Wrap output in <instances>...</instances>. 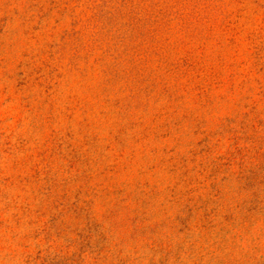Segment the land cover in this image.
Wrapping results in <instances>:
<instances>
[{
	"label": "rangeland",
	"instance_id": "rangeland-1",
	"mask_svg": "<svg viewBox=\"0 0 264 264\" xmlns=\"http://www.w3.org/2000/svg\"><path fill=\"white\" fill-rule=\"evenodd\" d=\"M0 264H264V0H0Z\"/></svg>",
	"mask_w": 264,
	"mask_h": 264
}]
</instances>
